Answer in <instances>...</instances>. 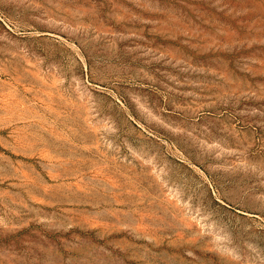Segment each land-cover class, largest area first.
<instances>
[{
  "label": "rangeland",
  "instance_id": "374dc122",
  "mask_svg": "<svg viewBox=\"0 0 264 264\" xmlns=\"http://www.w3.org/2000/svg\"><path fill=\"white\" fill-rule=\"evenodd\" d=\"M0 264H264V0H0Z\"/></svg>",
  "mask_w": 264,
  "mask_h": 264
}]
</instances>
